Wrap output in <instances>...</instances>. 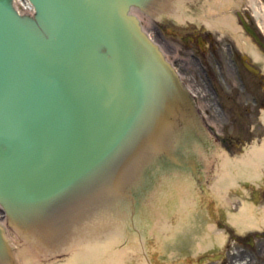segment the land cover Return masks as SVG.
I'll use <instances>...</instances> for the list:
<instances>
[{
  "label": "water",
  "instance_id": "95a60500",
  "mask_svg": "<svg viewBox=\"0 0 264 264\" xmlns=\"http://www.w3.org/2000/svg\"><path fill=\"white\" fill-rule=\"evenodd\" d=\"M152 1L31 0L30 16L0 0V204L21 233L55 234L132 199L198 133L188 91L129 12ZM0 264H15L1 225Z\"/></svg>",
  "mask_w": 264,
  "mask_h": 264
},
{
  "label": "bare ground",
  "instance_id": "6f19581e",
  "mask_svg": "<svg viewBox=\"0 0 264 264\" xmlns=\"http://www.w3.org/2000/svg\"><path fill=\"white\" fill-rule=\"evenodd\" d=\"M185 1L186 0H164L160 10H154L152 14L154 17H159L161 16V13L171 12L173 16L175 15L177 18L183 20L185 16L183 17L181 10L187 6ZM249 1L256 6H253V10L254 8L256 9L258 18L257 22L264 30V17L261 14L263 9L262 1ZM202 3L204 4L201 11L202 13L200 15L195 14L197 19L200 18L204 20L209 27L218 28L221 32L231 31L232 34L238 35L236 28L240 29V26L234 13L236 7L232 6L235 4L233 0H209V2L208 0H202ZM242 4L243 2H239L238 5L241 6ZM135 12L140 18L144 16V14L137 10H135ZM240 36L241 38L239 41L241 50H245L247 53H253L254 47L250 42V39L245 36L242 31H240ZM241 39H244L245 42L242 43ZM185 66L188 68V65ZM261 150L262 149L259 146L254 144L249 148L246 154L240 158L218 154L219 161L218 165L215 166L218 172L214 178L212 186L213 190L211 192L212 195L216 197V200L217 198L219 200L222 199L223 195L221 194L225 193L226 189L229 188L234 181H237L238 179L247 180L251 177L252 173L249 169L258 165L259 161L257 159L264 158V154L261 153ZM172 185L176 188V193L181 200H185L184 197H187L185 202H188L185 204L184 208H187L188 210L185 214L186 218H182L180 221L182 223H178L179 225L165 226L164 233L162 231L159 232L161 228L155 226L152 231H154L153 233L156 235L151 238L154 239L155 244L158 246L155 248L159 249L160 253L163 252L161 258L170 259L171 261L175 259L177 262L172 264H182L177 259L183 261L180 254L187 250L185 249L188 245L187 243H191L189 246H194L197 252L210 247L213 244V241H210L209 239L205 240L204 238L206 236L203 235L215 232L216 230L214 227L216 226L213 224H204L203 220L200 221V217L199 221L190 223L191 219H196L195 209L199 200L197 196H194L192 181L186 179L168 181L167 186L161 188L159 192L154 193L151 191L150 199H152V203L154 204L156 201H162L166 196L164 194L167 193V189L168 193L172 194L171 192L173 188L168 187ZM167 196L169 195L167 194ZM188 213L192 215L189 221L187 220ZM258 215L259 214H253L252 209L250 208L249 210L245 202H243L239 212H229L231 221L235 226H238L239 229L249 224L253 226L264 219V212L261 216L257 217ZM151 216L154 217V214ZM90 219L91 220L88 223H85V225L82 224L81 227H79L80 225L71 227L74 229H71L70 231H74L76 228L75 232L80 233H76L78 236L75 237L74 240H77L78 244H75L76 249L65 264H129L127 261L129 260L130 253H132V255L135 253L143 254V256H146L144 259H147L146 264H154V261L151 258L153 254H149L151 251L146 248L148 245L146 242L147 239H149V235L146 234L148 230L145 219H136L134 223L130 222L127 225H125L124 222H115L113 214H111V216L107 214L106 218L102 220H97L96 217ZM63 233H61V235ZM159 233L164 234L163 237L157 236ZM12 239L14 243L17 242L18 247L20 248L19 254L23 256L25 260H28L35 254L37 249L24 239L18 231H14ZM122 239H124V242L128 245V248L130 249L129 253H126V250L124 252L123 249H117V246ZM223 239L224 237H217L216 241H223ZM24 241H26V243H24ZM169 249H171V251ZM134 263L135 262L131 261V264Z\"/></svg>",
  "mask_w": 264,
  "mask_h": 264
},
{
  "label": "rangeland",
  "instance_id": "374dc122",
  "mask_svg": "<svg viewBox=\"0 0 264 264\" xmlns=\"http://www.w3.org/2000/svg\"><path fill=\"white\" fill-rule=\"evenodd\" d=\"M208 2H209V0H208ZM246 2L247 1H245L242 6L245 5L246 7L249 8V11H251L252 8H250L248 5V2L247 3ZM201 4H202V0L189 1L188 3H186V5H187L186 9H185L186 13L191 14L192 12L195 11L194 12V15H195V13L198 11V14H201V12H199L200 10H198L202 7ZM254 22H255V20L253 19V23ZM154 23H157L158 27L161 29V31L163 33L161 41L163 38H165V39H163L164 45H166V43L168 42V39H171L173 41V43H175V41L187 43V40H188L187 34L192 33L193 29L198 27L194 23H190V24L189 23L188 24L180 23L179 25H176V24H174L172 19L169 18V16H165V17L161 18L160 20L144 18L143 24H144L145 28L150 33H152V35H154V36L156 34L155 32H153ZM212 40L214 41V43L216 45L222 44V42L220 43L216 36H214ZM228 41H230V40L228 39ZM222 52H223V57H226L225 51L223 50ZM169 56L173 57L172 54H169ZM214 75H215V77L212 81L214 82V84H216V86L220 87V89L222 88L223 85L220 86V84L218 82L225 81L226 83H230L232 81V76H230L227 73V71H225V70H223V72H219L218 70H215ZM208 91H209L208 97L212 98V91L210 90L209 85H208ZM221 95H223V93ZM212 105H214V104H212ZM210 111L212 113L214 111V109L210 108ZM211 113L209 114V117H210V119H213ZM216 115L220 119L223 118V114L221 112L216 113ZM250 118L252 120L248 121V122H251L252 124H254V122L257 121V120H255L256 113L251 112ZM223 123L224 124H222V127H228L230 125L232 127H236L234 122L230 123L228 121H223ZM251 123H249V125ZM217 125H218V127H220L219 130L222 132L221 126L219 124H217ZM247 129H248V125L245 128L247 135H241V133L239 131L238 132L239 134H237V136H231L235 140L234 139L230 140L229 143L233 144V145L234 144L242 145V143L261 144L263 141V138H264V125L262 123L256 125L255 131L253 129L251 131H248ZM259 129H261V130L259 131L260 134L258 135L256 132ZM229 131H231V129ZM227 137H230V136H227ZM222 144L223 143L221 141H219V145L221 147L218 144H216L214 149L216 148V146H218V149H220L219 152H222L223 151ZM240 152H241V148L234 151L231 154H235V153L239 154ZM213 158L214 157H211V159H213ZM200 173H203L204 178L202 179L203 180V188L202 189L199 187L196 188L197 189V195L199 197V207L198 208L203 212V214L206 215V217L209 219V221H212L211 211L213 210V212H215V213L217 212L216 211V207H217L216 201L217 200L211 194V192H212L211 185L214 182V177L217 174V172L215 171L214 162H212L211 165L209 163L206 167H204V166L201 167ZM261 179H262V182L264 184V177ZM234 194H233V191L230 190V193L227 196L229 198H231V197L233 198V196H235ZM234 199H236V197H234ZM260 204H261V206H264V200L262 202H260ZM241 205H242L241 202L237 203L236 208L233 210V212H237ZM224 213L226 214L225 218H223V216L220 213V218H221L220 223H226L228 221V219H229L228 207L224 208ZM217 218L218 217H214L213 220L217 219ZM175 220H176V216L173 215L170 217V219L168 221L169 222H175ZM204 222L206 223V221H204ZM147 225H148V223H147ZM150 226L151 225H149V228H148L149 230H150ZM147 235H149V239H147L146 243L148 245L146 246V248L149 251H151V252H149V254H153L151 258L153 259L154 264H172V263L177 262V261H175V259H173L172 260L173 262H172L170 259L161 258V254H163V252L160 253L159 249L155 248L158 246H157V244H155L154 239L151 238V236H150L151 233L147 232ZM228 247L230 248L229 245L226 246V248H228ZM117 249H123L124 252L126 250V253L130 252V249L128 248V245L126 244V242H124V239L121 240L120 244L117 246ZM263 250H264V244H260L259 245V251H263ZM224 251H223V247H221L217 252L224 253ZM72 252H73L72 247H69V250L68 249H65V250L59 249L55 252H53V251H50V252H48V251H36L35 256L32 257L28 262L23 263V264H65L67 262L68 258H70L72 256ZM256 252H258V250ZM129 256H130L129 260L127 259L128 260L127 263H129V264H131V261L135 262L134 264H137V263L138 264H146L147 259H144L146 256H143V254H136L135 253L134 255H132V253H130ZM177 260L179 262L183 263L182 260H180V259H177ZM194 260H196V258H194L193 260L189 259V261L186 260V264H196V261H194ZM221 264H232V263H229V261H227V259H224L221 262ZM236 264H242V263H236Z\"/></svg>",
  "mask_w": 264,
  "mask_h": 264
},
{
  "label": "flooded vegetation",
  "instance_id": "af4514ba",
  "mask_svg": "<svg viewBox=\"0 0 264 264\" xmlns=\"http://www.w3.org/2000/svg\"><path fill=\"white\" fill-rule=\"evenodd\" d=\"M205 50H206V47H204V46H202V47L200 48V52H201L202 55H205V54H206ZM254 102H255V103H260V104H263V103H264L263 100H261V99H257V98L254 99Z\"/></svg>",
  "mask_w": 264,
  "mask_h": 264
}]
</instances>
